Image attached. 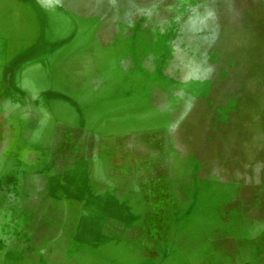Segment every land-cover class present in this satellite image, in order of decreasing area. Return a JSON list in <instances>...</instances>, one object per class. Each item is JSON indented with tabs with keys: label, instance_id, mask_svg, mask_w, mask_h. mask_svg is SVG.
Returning <instances> with one entry per match:
<instances>
[{
	"label": "rangeland",
	"instance_id": "obj_1",
	"mask_svg": "<svg viewBox=\"0 0 264 264\" xmlns=\"http://www.w3.org/2000/svg\"><path fill=\"white\" fill-rule=\"evenodd\" d=\"M0 264H264V0H0Z\"/></svg>",
	"mask_w": 264,
	"mask_h": 264
}]
</instances>
